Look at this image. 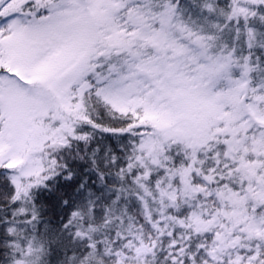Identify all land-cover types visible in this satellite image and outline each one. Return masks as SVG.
<instances>
[{
  "label": "snow or ice",
  "instance_id": "obj_1",
  "mask_svg": "<svg viewBox=\"0 0 264 264\" xmlns=\"http://www.w3.org/2000/svg\"><path fill=\"white\" fill-rule=\"evenodd\" d=\"M0 264H264V0H0Z\"/></svg>",
  "mask_w": 264,
  "mask_h": 264
}]
</instances>
